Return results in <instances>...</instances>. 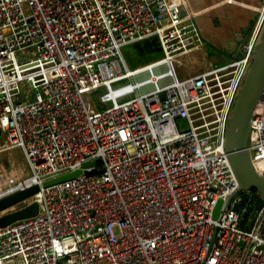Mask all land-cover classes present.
<instances>
[{
	"label": "built area",
	"instance_id": "2783aa9c",
	"mask_svg": "<svg viewBox=\"0 0 264 264\" xmlns=\"http://www.w3.org/2000/svg\"><path fill=\"white\" fill-rule=\"evenodd\" d=\"M263 24L264 0L242 55L179 79L203 43L186 0H0V151L30 171L0 198L39 186L4 211L38 205L0 228V264H264V200L239 190L225 150ZM151 38L161 56L130 69L123 48ZM248 148L264 177V88ZM92 161L96 174L42 186Z\"/></svg>",
	"mask_w": 264,
	"mask_h": 264
},
{
	"label": "water",
	"instance_id": "95a60500",
	"mask_svg": "<svg viewBox=\"0 0 264 264\" xmlns=\"http://www.w3.org/2000/svg\"><path fill=\"white\" fill-rule=\"evenodd\" d=\"M245 38L239 41V45L235 50L231 48L220 49L214 45H211L215 52L214 55H222V62L225 64L234 58H237L241 54V47ZM136 48L140 51L147 50L148 53L158 51L155 39H149L141 43L135 44ZM214 58L211 56V59ZM264 88V24L258 39L255 44V48L250 57L248 68L245 72L242 83L236 93L233 106L230 110L225 139V150L228 157L231 169L238 180L239 190H253L256 191L260 198L255 202V208L260 209L264 200V177L256 170L251 160L250 150L248 148V136L250 131V125L252 120L253 111L257 105V101ZM33 98V97H32ZM1 136V129H0ZM95 161L85 164L82 168L73 172L46 180L42 183L43 187H47L53 184L61 183L78 176L96 174L98 171L95 168L87 170V168L94 167ZM86 168V169H85ZM39 190L38 185H33L24 190H20L3 198H0V228L5 227L18 220L33 217L38 212V205L33 203L23 209H20L11 213H4V211L10 206L20 202L24 198H27ZM226 202L225 207L228 206ZM222 206V201H217L213 210V219H215ZM234 211L238 210V204H234L232 207ZM213 241V240H212Z\"/></svg>",
	"mask_w": 264,
	"mask_h": 264
},
{
	"label": "crops",
	"instance_id": "0c3cea01",
	"mask_svg": "<svg viewBox=\"0 0 264 264\" xmlns=\"http://www.w3.org/2000/svg\"><path fill=\"white\" fill-rule=\"evenodd\" d=\"M261 1L186 0L189 8L196 12V22L203 37V43L177 58L175 66L177 77L184 79L198 74L211 66L223 65L220 64L222 55L215 56L213 52L216 53V51L211 45L220 49L228 50V48H231L235 50L242 37H247L253 21L257 17ZM155 43L159 49L158 51L150 54L143 49L140 53L153 58L156 55H160L161 50L157 39ZM211 56L214 58L211 59Z\"/></svg>",
	"mask_w": 264,
	"mask_h": 264
},
{
	"label": "rangeland",
	"instance_id": "374dc122",
	"mask_svg": "<svg viewBox=\"0 0 264 264\" xmlns=\"http://www.w3.org/2000/svg\"><path fill=\"white\" fill-rule=\"evenodd\" d=\"M149 40V39H146ZM144 40V41H146ZM142 41V42H144ZM156 41V39H155ZM140 43V42H138ZM135 44L137 43H133L131 44V49L130 51H134V54L136 56V58L140 59L141 58V54H140V50L139 48L135 47ZM124 49V48H123ZM123 52V50H122ZM126 57V55H124V58ZM127 61V59H126ZM127 65L128 67L131 69L130 64L127 61ZM167 69V66H163L161 68H156L153 70L154 74H159L164 72ZM149 77V73L148 72H144L139 74L138 76H136L134 79H129L126 80L122 83L125 82H136V81H140V80H144L146 78ZM166 80H162V82H164ZM152 88H154L153 84H147L144 85L143 87H141L140 89H138L134 95H138L141 94L143 92H147L149 90H151ZM0 148L3 145L2 142V138H0ZM30 174L27 162L25 160L24 154L22 152L21 149L19 148H10L7 150H3L0 151V193L5 191L6 189L13 187L14 185H16L18 182H20L21 180L27 178Z\"/></svg>",
	"mask_w": 264,
	"mask_h": 264
},
{
	"label": "trees",
	"instance_id": "16d2710c",
	"mask_svg": "<svg viewBox=\"0 0 264 264\" xmlns=\"http://www.w3.org/2000/svg\"><path fill=\"white\" fill-rule=\"evenodd\" d=\"M130 49H131V46L125 47L123 49V54L126 55L125 59H127L128 63L131 66V69H134V68H136L138 66H142V65H144L146 63H149L152 60L157 59V58H159L161 56V54H160V55H156L155 58H153L151 56H148V55L140 53L141 54V58L138 59V58H136V56L134 54V51H130ZM99 92H101V90H98V91L94 92L93 99L95 100L94 103L96 105V108L97 109H103V107L97 102V99H96V95Z\"/></svg>",
	"mask_w": 264,
	"mask_h": 264
},
{
	"label": "bare ground",
	"instance_id": "6f19581e",
	"mask_svg": "<svg viewBox=\"0 0 264 264\" xmlns=\"http://www.w3.org/2000/svg\"><path fill=\"white\" fill-rule=\"evenodd\" d=\"M97 102L104 108V107H106V106H110L111 105V103L110 102H108L107 104H105V105H103V104H101L98 100H97ZM1 146V145H0ZM12 149V148H11Z\"/></svg>",
	"mask_w": 264,
	"mask_h": 264
}]
</instances>
